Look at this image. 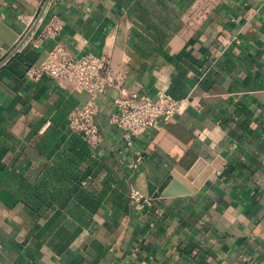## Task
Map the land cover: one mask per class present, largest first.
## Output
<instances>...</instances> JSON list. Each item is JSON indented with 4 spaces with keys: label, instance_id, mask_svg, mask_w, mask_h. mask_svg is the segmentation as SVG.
<instances>
[{
    "label": "crops",
    "instance_id": "crops-1",
    "mask_svg": "<svg viewBox=\"0 0 264 264\" xmlns=\"http://www.w3.org/2000/svg\"><path fill=\"white\" fill-rule=\"evenodd\" d=\"M55 43L111 58L98 148L69 128L84 91L25 76ZM121 90L184 107L128 146ZM198 159L195 193L130 200ZM0 264H264V0H0Z\"/></svg>",
    "mask_w": 264,
    "mask_h": 264
},
{
    "label": "built area",
    "instance_id": "built-area-1",
    "mask_svg": "<svg viewBox=\"0 0 264 264\" xmlns=\"http://www.w3.org/2000/svg\"><path fill=\"white\" fill-rule=\"evenodd\" d=\"M63 21L54 16L43 36L55 37L63 27ZM112 61L106 53L86 51L75 56L61 43H55L45 58L38 64L30 65L25 76L33 81L48 77L59 83L71 81L87 95L86 102L73 110L68 117L69 128L81 135L93 148H98L102 136L96 122L97 108L112 81L106 76L111 70ZM121 85V79H118ZM184 107V101L177 99L164 90H158L155 97L140 91H120L114 99V111L111 123L120 130L121 136L128 146L133 145L135 137L148 129L164 124L178 114ZM139 154L137 162H141ZM130 200L138 210L154 205V198L136 187H131Z\"/></svg>",
    "mask_w": 264,
    "mask_h": 264
},
{
    "label": "water",
    "instance_id": "water-1",
    "mask_svg": "<svg viewBox=\"0 0 264 264\" xmlns=\"http://www.w3.org/2000/svg\"><path fill=\"white\" fill-rule=\"evenodd\" d=\"M214 168L216 164H207L202 159H198L184 175L173 173L172 181L161 192L155 191V185H150L148 194L153 198L193 194L208 179ZM216 169H220L219 166Z\"/></svg>",
    "mask_w": 264,
    "mask_h": 264
}]
</instances>
